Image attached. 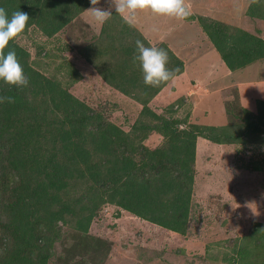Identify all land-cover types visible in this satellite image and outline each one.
Wrapping results in <instances>:
<instances>
[{
	"label": "trees",
	"instance_id": "16d2710c",
	"mask_svg": "<svg viewBox=\"0 0 264 264\" xmlns=\"http://www.w3.org/2000/svg\"><path fill=\"white\" fill-rule=\"evenodd\" d=\"M90 5V0H0L9 16L17 10L28 14L25 30L37 26L48 37ZM189 18L198 20L228 69L264 59V39L238 29L234 32L231 25L211 17ZM113 22L120 31L130 26L121 15ZM138 39L149 46L142 35ZM8 47L15 50L30 84L18 89L0 81V95L15 98V103L0 104V264H46L52 242L62 239L59 229L55 231L56 223L67 225L73 222L68 221L70 216L74 231L57 264L103 263L110 243L88 233L93 212L102 203L183 233L188 224L197 138L225 143L242 140L247 130L258 129L254 119L247 118L245 130L236 133L219 132L222 126L182 128V119L156 113L148 101L165 83L158 88L146 86L143 77L140 79V64L133 60L135 45H127L125 54L119 57L117 53L114 58L107 47H88L86 60L98 68L93 63L98 55L113 59L118 73L106 67L97 71L111 87L140 102L139 115L129 131L110 122H99L92 131L91 121L99 119L98 113L89 114L84 102L33 69L28 63L29 52L16 38ZM161 47L169 56L167 67L179 69L175 75L181 73L183 62L167 46ZM71 74L74 76V69ZM138 81L143 88L136 91ZM259 105L256 114L262 117L264 103ZM151 131L164 138L154 149L143 146ZM77 177L91 182V196L81 197L89 200L79 207L84 212L75 218V202L63 196ZM237 252L243 256V249Z\"/></svg>",
	"mask_w": 264,
	"mask_h": 264
},
{
	"label": "rangeland",
	"instance_id": "374dc122",
	"mask_svg": "<svg viewBox=\"0 0 264 264\" xmlns=\"http://www.w3.org/2000/svg\"><path fill=\"white\" fill-rule=\"evenodd\" d=\"M188 2L190 16L211 17L231 25L234 32L238 29L264 39V0L256 3L252 0ZM90 7L92 5L52 36L48 37L37 26H30L16 37V41L29 52L28 63L33 69L84 102L89 114L98 113L99 119L91 121L92 131L99 122L114 123L129 131L139 115L141 104L102 79L97 69L106 67L115 73L119 69L106 55H98L93 60L98 68L91 65L86 60L88 47L97 50L107 47L110 56L120 53V57L127 45L134 46L135 41L140 40L139 34L143 36L145 33L152 37L149 42L143 36L149 46L163 48L161 46H167L169 42L186 64L185 71L159 91L158 100L153 101L154 96L149 99L151 109L170 119H182V128L190 125L222 126L219 132L236 133L245 130V118L254 119L258 126L257 130L245 131L242 140L225 143H215L199 136L188 224L183 233L162 228L114 204H100L93 212L88 233L110 243L101 264H264V115L256 114L259 104L264 103V82H259L256 89L247 83L236 88L214 90L216 83V86L224 85L229 77L223 75L226 66L197 19L189 16L180 21L142 11L137 13L136 26L127 25L120 31L113 22L120 14L115 12L111 0H100L97 5L113 14L103 25L92 18L87 11ZM250 64L242 74L235 72L234 76L242 75V81L264 78V59ZM73 69L74 76L71 74ZM204 71H212V76L217 77L214 83L202 84L209 88V92L196 89L200 95L197 99L181 101L189 79L207 82L202 79ZM139 75L141 79L143 73L139 72ZM139 75L135 74L137 79ZM136 83V91L143 88L139 81ZM163 143V136L151 131L143 146L154 149ZM71 183L63 199L75 202L76 218L84 212L79 207L89 200L81 197L84 194L87 198L91 196V182L85 177H77ZM86 205L91 206L90 203ZM67 219L74 222L71 216ZM73 222L67 225L56 223L55 231L59 229L62 239L57 237L52 242L46 264H57V257L62 256L73 234ZM240 248L244 252L242 257L237 252Z\"/></svg>",
	"mask_w": 264,
	"mask_h": 264
},
{
	"label": "clouds",
	"instance_id": "9594fccd",
	"mask_svg": "<svg viewBox=\"0 0 264 264\" xmlns=\"http://www.w3.org/2000/svg\"><path fill=\"white\" fill-rule=\"evenodd\" d=\"M115 12L119 13L127 23L133 24L137 13L149 11L156 16L186 20L191 15L188 0H111ZM253 3L258 0H252ZM100 0H90L92 18L100 25L106 23L113 15L111 11L97 7ZM29 16L20 10L9 16L7 10L0 7V81L4 84L23 89L29 86L30 80L25 75L22 65L17 59L14 49H9V42L25 30ZM6 49H8L6 51ZM134 62L138 61L146 86L158 88L172 80L179 69H169V56L165 49L156 46H145L141 40L135 41ZM15 103V98L0 95V104Z\"/></svg>",
	"mask_w": 264,
	"mask_h": 264
},
{
	"label": "crops",
	"instance_id": "0c3cea01",
	"mask_svg": "<svg viewBox=\"0 0 264 264\" xmlns=\"http://www.w3.org/2000/svg\"><path fill=\"white\" fill-rule=\"evenodd\" d=\"M134 24V23H133ZM135 25V24H134ZM136 26V25H135ZM141 27V26H140ZM139 27V28H140ZM141 31H142V29H141ZM143 36H145L146 37V39H148L149 40V42H151V39H152V37L148 34V33H145V34H143ZM153 43V42H152ZM151 44V43H150ZM167 47L169 48V50H171L172 51V53L175 55V56H177L182 62H183V70H182V72L181 73H179V74H177V75H175L174 77H176V76H178V75H180V74H182L184 71H185V66H186V64H185V61H184V59L177 53V52H175L173 49H172V47L169 45V42L167 43ZM221 59V58H220ZM223 62V61H222ZM248 65H251V64H247L246 66H244V67H242V68H239V69H236V70H230V69H228V67H226V69H223V75H226V76H228L229 77V81H227V82H225V84L224 85H220V86H216V84H218V83H216L215 84V89L214 90H217V91H221V90H224L225 88H233V87H240L241 85H246L247 83H249V84H251V86H254V89H256V86H257V84L260 82V83H263L264 82V78H258V77H256V78H249L248 80H244V81H242V79H243V77H242V75H236V76H234V74H235V72H239L240 74H242V72L244 71V70H247L246 68H248ZM226 66V65H225ZM253 66V68L254 69H256L257 71L259 70L258 68L259 67H257V68H255L254 67V65H252ZM253 69V70H254ZM252 70V71H253ZM211 72L212 71H209L208 73H206L205 71H204V73H203V76H202V79H205V80H207V82H201V81H196L195 79L194 80H191V79H189V81H190V83L188 84V86L186 87V91H185V93H184V96H182V97H180V99H181V101H185V99L187 100V99H190V98H192V99H197L200 95L198 94V93H196V89H198V90H202V89H204V90H208V92H209V88L207 87V86H205V85H202V84H206V83H209V82H211V83H214L215 81H216V79H217V77L215 76V77H213L212 76V74H211ZM171 81V80H170ZM170 81H168L167 83H165L164 84V86H162V88L160 89V92L164 89V87H165V85H167ZM173 90H175V87H173L172 88ZM263 89H264V87H263ZM159 93V92H158ZM158 93L156 94V95H154V97L152 98V100L153 101H155V100H158V98L156 97L157 95H158ZM197 94V95H196ZM203 94H205V93H203ZM202 94V95H203ZM201 95V96H202ZM186 97V98H185ZM240 98V97H239ZM188 101V100H187ZM253 102H254V100H253ZM252 102V103H253ZM199 138V137H198ZM198 138H197V140H196V144H197V141H198Z\"/></svg>",
	"mask_w": 264,
	"mask_h": 264
}]
</instances>
